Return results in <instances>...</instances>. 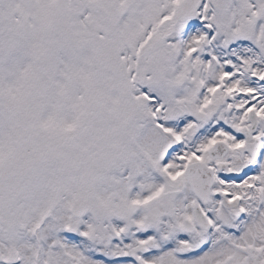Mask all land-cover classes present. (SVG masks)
I'll return each mask as SVG.
<instances>
[{
  "label": "snow or ice",
  "instance_id": "6c2138e0",
  "mask_svg": "<svg viewBox=\"0 0 264 264\" xmlns=\"http://www.w3.org/2000/svg\"><path fill=\"white\" fill-rule=\"evenodd\" d=\"M0 264H264V0H0Z\"/></svg>",
  "mask_w": 264,
  "mask_h": 264
}]
</instances>
